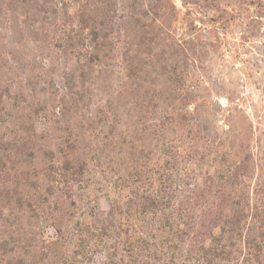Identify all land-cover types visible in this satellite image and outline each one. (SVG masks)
Listing matches in <instances>:
<instances>
[{"label":"rangeland","instance_id":"rangeland-1","mask_svg":"<svg viewBox=\"0 0 264 264\" xmlns=\"http://www.w3.org/2000/svg\"><path fill=\"white\" fill-rule=\"evenodd\" d=\"M0 264H264V0H0Z\"/></svg>","mask_w":264,"mask_h":264},{"label":"trees","instance_id":"trees-1","mask_svg":"<svg viewBox=\"0 0 264 264\" xmlns=\"http://www.w3.org/2000/svg\"><path fill=\"white\" fill-rule=\"evenodd\" d=\"M145 161H144V165H147L148 162V157H144ZM143 160V158H141V161ZM65 167H64V171L65 173H67V175H71L75 169L78 170L79 168H81L82 166H78V168H71V163L69 161H65L64 162ZM134 173L139 176L140 174L135 172ZM52 178H55L54 176ZM148 181L151 182V179L148 178ZM210 185L205 186L203 189L200 190V193H196L193 195H181L178 196L177 199V204L180 208H184L187 206V204H189V206L191 205V197L193 199L197 200L198 198H200L199 201L205 199V198H209L210 196H208V190H206L207 188L209 189ZM206 190V191H205ZM175 197V196H174ZM192 199V200H193ZM220 199L221 197L218 196L217 198H214L210 201V208H206L204 209L203 213L200 214L197 218H195V220H188L187 217V223H186V229L187 230H177V233H174L176 235V237H181L182 239L185 238L187 232H194V239H193V243L195 244V248L199 251V253L201 254H207L208 252L210 253L211 251V245L207 246L206 249L204 248L203 244H204V239L208 236H210L211 230L218 227V221L219 218L221 216V211L220 210H215L214 207H218L220 204ZM217 200H219L217 202ZM224 200V199H223ZM198 201V202H199ZM113 209L109 210L106 214V220L107 221L105 223L99 224L100 226L98 227V229H94V225L91 223H86L83 226V229L79 228V239L77 240H73L71 238L70 242L72 244V247L69 248L70 252H67L68 255L67 258L69 259H79V260H83L85 258V254L87 253V250L89 251H94L96 250L98 252V250H109L108 253H110L111 256L116 257L118 255V251H119V246L122 245V247H128L129 249L133 248L134 244L132 243V240H134V235L133 232L134 229L132 225H130L131 223H129V221L124 222L123 219H121V221L119 222V225L117 228H115V226L113 227L111 222H113V220H111L112 218V213H113ZM181 213V212H180ZM192 215V214H191ZM191 215L189 216V219H191ZM177 218H179V220H184L182 214H177ZM176 218V220H177ZM111 220V221H110ZM184 224V223H183ZM120 227V228H119ZM161 228H159L160 230ZM165 227L163 228L162 232L164 231ZM220 229V233L222 231H224L223 227L219 228ZM78 230V229H77ZM104 233H108L109 235H107L110 238H114V240H116V245L111 246V248H108L107 246H105V244L103 245L102 243H100V234L104 235ZM171 234V233H170ZM168 236V234H167ZM166 236V237H167ZM163 237L162 239L166 238ZM92 242V244L90 243ZM216 244V243H215ZM91 247V248H90ZM94 247V248H93ZM96 247V248H95ZM222 247V245L220 246ZM111 249V250H110ZM134 250V248H133ZM101 252V251H100ZM105 253V252H104ZM149 254V253H148ZM132 255H134L135 257L138 255L135 254V251H133ZM82 262V261H80Z\"/></svg>","mask_w":264,"mask_h":264}]
</instances>
